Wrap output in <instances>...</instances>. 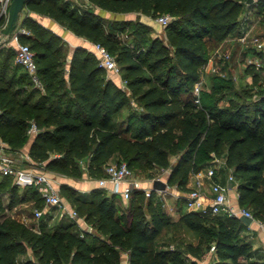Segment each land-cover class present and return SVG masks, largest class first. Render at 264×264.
<instances>
[{"label":"trees","instance_id":"1","mask_svg":"<svg viewBox=\"0 0 264 264\" xmlns=\"http://www.w3.org/2000/svg\"><path fill=\"white\" fill-rule=\"evenodd\" d=\"M87 1L116 14L133 12L152 20L169 15L170 22L163 26L166 42L148 35L152 29L139 20L105 26L90 7L72 6L66 0H31L26 8L67 26L114 56L130 93L108 78L96 56L83 48L75 49L66 80L62 40L25 16L20 25L27 34L19 33L18 39L33 51L45 93L36 101L32 100L35 93L21 98L25 91L16 87L21 80L7 77L3 63L7 66L10 60L3 55L0 142L16 154L29 142L26 131L34 122L39 132L28 154L31 166L71 178L81 176L80 163L85 161L88 175L100 178L111 161L147 171L169 168V157L176 156L167 183L184 192L189 190L192 173L214 157H224L226 167L239 179V206L264 221V75L247 69L257 89L256 98L248 102L219 106L212 92L221 86L216 78L211 90H200L199 104L193 94L209 51L239 28L243 2ZM4 23L1 19L0 27ZM125 108L127 113L116 120ZM0 177V264H119L121 252L128 253L129 264H187L184 253L198 257L200 246L188 244L180 251L159 242L165 229L176 223L198 234L207 249L214 247V264H264V260L248 259L253 248L241 236L246 225L239 218L187 211L174 222L158 208L157 192L152 190L146 199L142 189L134 190L123 211L117 195L107 197L97 188L86 197L62 185L60 194L104 239L88 240L72 229L73 224L50 230L41 226L35 233L8 215L20 189L10 176ZM22 190L39 197L33 188ZM7 194L9 203L4 202ZM29 250L33 258L20 260Z\"/></svg>","mask_w":264,"mask_h":264},{"label":"rangeland","instance_id":"2","mask_svg":"<svg viewBox=\"0 0 264 264\" xmlns=\"http://www.w3.org/2000/svg\"><path fill=\"white\" fill-rule=\"evenodd\" d=\"M240 1L243 2L244 8H247L245 14L244 12L241 14L240 25L244 29V32H248L249 37L247 38L246 42H240L239 40L235 39L237 37L239 38L241 36L240 33H242V30L239 31L240 29L238 28L235 34L230 37L232 39L229 40L228 36L226 38L228 39L227 41H223L219 45L212 47V49L209 51L208 59H212L215 71L209 72V74L205 75L203 84L200 85V88L202 89L211 90L213 79H218L221 86L212 89V92L215 98L218 99L219 106L222 107L229 106V104H231V101L234 103H242L256 98L255 93L257 89L256 86H254L252 83V74L247 73V69L249 67H252L253 71L264 75V50L260 52L257 51V48H255V44L253 43V38L256 37L259 39V41L264 43V35H262L264 34V0H251L249 5L246 4L247 0ZM258 6L263 10H259ZM247 17H250V20H248ZM130 18H132L133 21L142 19L140 15H134ZM144 22H146L144 24L148 25L152 29L148 35H150L151 37L157 36L160 40L166 42V33L163 26L159 25L154 19L152 20L150 18H144ZM205 47L211 48V45L205 44ZM0 49L4 53L2 55H6L9 58L10 62H12L10 64L11 71H13V73L17 76V79L19 77V79L21 80V83H16V87H22V89L25 91V93L20 97L23 98L28 94L33 95L35 93L36 95L32 97V100L36 101L39 95H43L45 92L43 89H38L31 80L29 81V78L25 74L23 68H21L16 62V47L12 45H2L0 46ZM229 80L231 81V84H229ZM35 89L38 91H36ZM14 155L17 156L16 154ZM176 159V156H170L169 168L166 169L153 168L144 171L138 168H133L131 169L132 180L137 182L142 190L151 189L153 180L161 179L163 181H166L167 177L169 176L171 167L175 164ZM115 162L116 161H111L109 162V164ZM19 164L23 167H29L33 165V161L27 160L24 163L19 158ZM39 169L50 175L55 185L59 187L61 179H55L57 174L44 169L43 166ZM1 179L2 178L0 177V180ZM236 181L238 182L239 179L236 178ZM182 193L184 192L178 187L177 184H167V188L163 195L156 193V205L161 211H163V213L167 217H170L171 221H177L178 214H176V212L174 211L176 209L175 205L181 203V199L179 197H176L175 195H181ZM61 197L63 200H67L62 195ZM146 197L147 196H145V199ZM128 202L129 200L126 201L125 205ZM15 207L16 208L14 211L16 213L17 211L22 209L21 205H16ZM142 209L143 211H145L144 205ZM36 210H42V207H26L25 210H23L26 219H24L22 216L14 215L13 217H11V219L21 225H25L28 228L30 227V225H34L36 228H40V219L34 215V212ZM183 210H186L185 206L183 207ZM70 220L71 219L67 218L65 221ZM255 228L259 227L255 225ZM159 242L162 245L168 246L169 248L178 249L180 251H184L188 244H191L193 246H200L201 251L198 257H194L188 253H184L185 258L187 259V264H191L192 262H195L196 264H214L213 250H211V248H206V245L203 244V241L198 234L188 231L185 227L178 223L167 227L160 236Z\"/></svg>","mask_w":264,"mask_h":264},{"label":"crops","instance_id":"3","mask_svg":"<svg viewBox=\"0 0 264 264\" xmlns=\"http://www.w3.org/2000/svg\"><path fill=\"white\" fill-rule=\"evenodd\" d=\"M69 2L70 5L74 6V5H78L80 7H90L93 9L94 13L96 15H98L103 21L105 26L113 21H117V22H134L132 18V16L134 15H139L137 13H111L105 10H102L100 8H97L96 6L92 5L91 3H89V1L87 0H66ZM250 2L248 1L247 5H249ZM259 8V7H258ZM247 11V8L243 7V11L242 13ZM241 13V14H242ZM28 16L30 18H32L33 20H35L37 23H39L41 26L45 27L46 29L50 30L51 32H53L55 35H57L61 40H62V51L65 53V61H66V68H65V78L66 80L68 79V66L71 60V57L75 51L76 48H83L86 49L90 52H93V43L90 42L89 40H87L84 37H80L75 35L67 26L62 25L61 23L55 21L54 19L31 11L28 8H25L23 10V12L20 14V18L18 21V26L16 29V32L9 37H6L2 40V45L3 46H16V40L18 39V35H19V31L24 29L21 27L20 22L22 21V19ZM142 19L139 20L142 23H146L144 22V18L146 19L147 17L142 16ZM248 20H250V17H247ZM239 31L242 30V33L244 32L243 28L241 27V25L239 26ZM246 30V29H245ZM242 33H240V35H242ZM264 35V34H262ZM233 36V35H231ZM231 36H229V40L232 39L230 38ZM153 37H157V36H153ZM237 40H239V38H235ZM228 39H225L224 41H227ZM222 43V42H221ZM1 45V46H2ZM260 52V51H259ZM4 56L1 55L0 56V64L2 65V63L4 62L3 60ZM12 62H8L7 66L6 63L4 64V68H6L7 71V77L13 79V81L17 80V76L13 73V71H11V64ZM10 65V67H9ZM215 67L213 66V61L212 59H208L207 63L204 65L202 72H201V77L198 83H200V85L203 84L204 81V77L205 75L209 74V72H214ZM106 76L110 79H112L116 85H118L119 87H121L122 89H124L128 94L130 93V90L127 88L126 83L124 82L123 76L120 73V75H115L111 72H106ZM202 89V88H201ZM130 103L132 105H134L133 100L131 99ZM128 109L125 108L123 110H121V112L117 115L116 120H119L121 118L124 117V115L127 113ZM120 117V118H119ZM33 138L29 140V142L25 145V147L16 153L17 156H21V157H29V150L31 148V144H32ZM220 159V163L221 165H218V169H217V176L213 179H208V178H204V173L205 171L210 168L213 164L212 160L206 164L205 166H203L202 168H200L199 170H197L196 172L192 173L189 177V181L187 184V188L189 189L188 191L182 193L181 195H175L176 197H179L181 200L185 201V196L188 192H190L193 188L196 187L197 181H201L203 184L202 187V202L205 205H208L211 201L212 198V192L210 189L211 183L214 181H218L220 182L222 185L227 186V174L229 173V168L226 167L225 165V159L224 157L219 158ZM87 163L88 162H81V170H82V174L80 178H71V177H66V176H60L57 175L55 177V179H61V183L58 187L59 191H60V187L62 185H66L70 188H72L73 190H75L76 192L85 195L86 197H89L90 192L93 189H97L99 188L97 183H96V179L97 178H93L90 177L88 175V171H87ZM224 164V165H223ZM49 177L51 178V176L49 175ZM52 179V178H51ZM70 179V180H69ZM236 179V177H235ZM53 180V179H52ZM237 185L238 182L236 181L235 183V189H234V185H232V187L229 190V198L232 200H236L237 197ZM230 186V185H229ZM104 190V192L106 193L107 197H110L112 194H110V189L111 186L108 185L105 188H99ZM158 194H164L165 191L159 192L156 191ZM231 192V193H230ZM18 197L17 200L15 201L14 204H12V207L7 209V213L9 216L13 217L14 216H22L24 219L25 218V213L23 212V210H25L26 207H35V206H41L42 210H36V211H41L42 212V216L39 218L40 222H41V226L46 227L47 229H54L56 227H59L60 225H71L73 224V230L77 231L80 236H86L88 240H92V237H96L98 239L103 240L104 238L102 236L99 235V233L90 225L88 224L83 218H80L78 216V218H72L69 216V214L67 212H64L62 210H59L55 207H48L46 205H44L43 201L39 198V197H35L33 196L29 191H25V190H18L17 193ZM118 196V195H117ZM174 196V197H175ZM119 197V205L121 207V209L124 211L127 209L128 207V203L125 205L126 201L121 197ZM10 200V196L9 194L4 196V202L5 203H9ZM64 203L67 206V209H73L72 206L70 205V203L66 200H63ZM16 205H21L22 209L17 211V213L14 211L15 210V206ZM176 209L174 210L176 212V214H178V218L180 217V215L184 212L187 211H191L187 208V206L183 203H180L178 205H175ZM186 207V210H183V207ZM12 214V215H11ZM67 218L71 219L70 221H65ZM177 218V220H178ZM27 224V223H26ZM255 225H257L256 223H251L250 225L246 226L243 231L241 232V236L249 243H251L252 248H253V254L250 258H248L249 260H264V230H262L258 225L259 228H255ZM29 226V225H27ZM30 230H32L35 233H39L41 230L40 228H36L34 225H30ZM32 259L33 256L31 254V251L29 250L26 255L19 257L20 260L23 259ZM119 264H129V259H128V253L127 252H121L120 253V263Z\"/></svg>","mask_w":264,"mask_h":264},{"label":"built area","instance_id":"4","mask_svg":"<svg viewBox=\"0 0 264 264\" xmlns=\"http://www.w3.org/2000/svg\"><path fill=\"white\" fill-rule=\"evenodd\" d=\"M11 1L12 0H0V17L1 19H4V21L7 18ZM170 20L171 17L167 14L159 15L155 19V21L161 26H166ZM19 33L27 34L24 29L20 30ZM248 37V32H243L239 37V41L246 42ZM253 43L255 44L257 51L264 50V43L259 41L257 37L253 38ZM15 47L16 62L28 73L34 85L38 89H43L40 78L37 74L38 67L33 51L30 49L28 44L21 43L19 40H16ZM93 52L99 62L100 67L104 68V70L107 72L120 75V69L115 61L114 56H112L104 47L99 44H93ZM200 90V83H196L193 89L194 102L196 104H199ZM38 132L39 129L36 124L32 121L29 122V126L26 131L27 136L32 139ZM19 158L23 162L31 160L28 156H15L9 151V148L5 143L0 142V175L10 176L13 180V183L19 189L33 188L38 193L44 205L48 207H55L59 210L67 212L72 218H78V215L74 209H67V206L60 195L58 187L55 185L49 175L34 166H21L19 164ZM212 162V166L205 171L204 178L213 179L217 176V169L219 167L218 165H221L219 164L220 159L214 157ZM96 183L99 188H105L110 185V194L121 196L125 201H128L131 198L132 192L134 190L141 189L139 184L132 180V170L128 167L125 161L107 164L104 168V175L100 178H97ZM227 183L228 185L225 186L218 181L212 182L210 189L213 195L210 203L205 205L201 200L203 184L201 181H197L196 187L188 192L185 196L187 208L191 211L202 212L212 217H250L252 218L251 223H256L261 229H264V221L255 220L250 209L239 206L237 199L232 200L229 198V190L232 185H234L235 189L236 183L235 176L232 169L230 168L229 173L227 174ZM143 190L145 192V196H149L151 190ZM236 197L238 198V193ZM34 215L37 218H40L42 216V212L35 211ZM211 250H214V247H211Z\"/></svg>","mask_w":264,"mask_h":264},{"label":"water","instance_id":"5","mask_svg":"<svg viewBox=\"0 0 264 264\" xmlns=\"http://www.w3.org/2000/svg\"><path fill=\"white\" fill-rule=\"evenodd\" d=\"M31 0H12L11 4L8 9L7 18L5 20V23L3 26L0 27V43L2 40L6 37L12 36L17 29L18 21L20 18V14L23 12V10L27 7L28 3ZM249 2L251 0H248ZM1 21V17H0ZM168 180L163 181L161 179H155L152 182V187L150 190L152 191H165L167 188ZM239 220L244 223L246 226L250 225L252 222V218L241 216L239 217Z\"/></svg>","mask_w":264,"mask_h":264}]
</instances>
